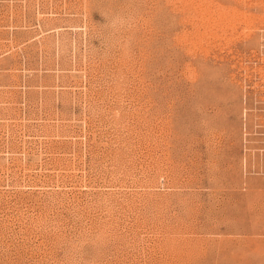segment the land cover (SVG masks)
Segmentation results:
<instances>
[{
    "label": "rangeland",
    "instance_id": "374dc122",
    "mask_svg": "<svg viewBox=\"0 0 264 264\" xmlns=\"http://www.w3.org/2000/svg\"><path fill=\"white\" fill-rule=\"evenodd\" d=\"M0 264H264V0H0Z\"/></svg>",
    "mask_w": 264,
    "mask_h": 264
}]
</instances>
